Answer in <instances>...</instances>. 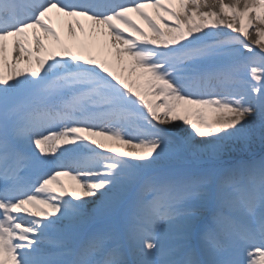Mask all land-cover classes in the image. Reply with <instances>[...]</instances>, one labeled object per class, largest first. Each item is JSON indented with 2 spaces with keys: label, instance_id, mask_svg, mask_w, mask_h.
Instances as JSON below:
<instances>
[{
  "label": "snow or ice",
  "instance_id": "snow-or-ice-1",
  "mask_svg": "<svg viewBox=\"0 0 264 264\" xmlns=\"http://www.w3.org/2000/svg\"><path fill=\"white\" fill-rule=\"evenodd\" d=\"M0 264H264V0H0Z\"/></svg>",
  "mask_w": 264,
  "mask_h": 264
},
{
  "label": "bare ground",
  "instance_id": "bare-ground-1",
  "mask_svg": "<svg viewBox=\"0 0 264 264\" xmlns=\"http://www.w3.org/2000/svg\"><path fill=\"white\" fill-rule=\"evenodd\" d=\"M81 22L84 24V26H85V30H87L90 22H88V21H86V20H83V19H82ZM137 22L141 24V27H145V26L142 24V22H139V21H137ZM57 30L60 32V35H61V38H62V39H65V40L69 39V38L67 37L66 30H65L64 28H61L60 26L57 25ZM76 31H77V35L80 36V31H79V29H77ZM253 38H254V34H253ZM245 42L247 43L248 41L246 40ZM96 51H97V49H96V47L94 46V47H93V54H96ZM62 179L64 180L65 184L70 183L66 178H62Z\"/></svg>",
  "mask_w": 264,
  "mask_h": 264
},
{
  "label": "rangeland",
  "instance_id": "rangeland-1",
  "mask_svg": "<svg viewBox=\"0 0 264 264\" xmlns=\"http://www.w3.org/2000/svg\"><path fill=\"white\" fill-rule=\"evenodd\" d=\"M181 128H186L187 126H184L183 124H182V122L180 123V125H179ZM254 150L257 152V154H259L260 152H261V149H260V147L257 145V146H255V148H254Z\"/></svg>",
  "mask_w": 264,
  "mask_h": 264
}]
</instances>
